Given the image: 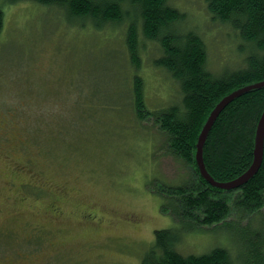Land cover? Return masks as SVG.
Returning a JSON list of instances; mask_svg holds the SVG:
<instances>
[{
    "label": "rangeland",
    "instance_id": "rangeland-1",
    "mask_svg": "<svg viewBox=\"0 0 264 264\" xmlns=\"http://www.w3.org/2000/svg\"><path fill=\"white\" fill-rule=\"evenodd\" d=\"M170 4L204 36L211 70L240 65L232 30L210 19L206 0ZM0 9V264H139L155 230L175 224L161 209L158 183L187 171L161 150L154 121L139 120L129 102L136 72L148 108L178 99L177 83L153 62L158 44L143 46L140 33L138 70L128 22L82 27L28 0H0ZM28 172L39 187L23 200ZM215 230L190 232L179 250L232 245L225 229Z\"/></svg>",
    "mask_w": 264,
    "mask_h": 264
},
{
    "label": "trees",
    "instance_id": "trees-1",
    "mask_svg": "<svg viewBox=\"0 0 264 264\" xmlns=\"http://www.w3.org/2000/svg\"><path fill=\"white\" fill-rule=\"evenodd\" d=\"M28 1L59 8L69 21L82 27L103 29L128 22L130 62L140 69L142 33L143 46L146 40L158 44L154 64L178 85L177 100L158 110L150 109L144 80L138 72L133 75L132 111L141 121H154L161 150L175 161L179 171L187 170L176 181L164 177L158 183L161 209L175 224L155 230L154 242L139 264H264V156L257 173L231 190L212 186L196 160L199 134L217 103L236 89L264 80V0H206L210 19L232 30L230 40L237 43L241 57L240 65L226 66L220 73L209 66L204 36L195 27L186 26L187 13L170 4L171 0ZM3 25L0 9V33ZM263 113L264 86L237 96L220 113L203 154L206 169L215 180L229 182L249 170ZM206 227L217 228L218 235L225 229L232 245L224 239L200 254L179 250L185 236Z\"/></svg>",
    "mask_w": 264,
    "mask_h": 264
},
{
    "label": "water",
    "instance_id": "water-1",
    "mask_svg": "<svg viewBox=\"0 0 264 264\" xmlns=\"http://www.w3.org/2000/svg\"><path fill=\"white\" fill-rule=\"evenodd\" d=\"M263 86H264V80L243 86L227 94L217 103V105L211 111L206 123L204 124L199 134L197 145H196L197 146L196 160L200 168L201 174L205 177V179L209 181V183L212 186L225 189V190L237 189L243 186L250 178H252L257 173L258 169L260 168L261 163L263 161V156H264V113L261 117V120L258 125V129H257L256 144H255V150H254V161L246 173H244L243 175H241L240 177L232 181L219 182L215 180L210 175L208 170L206 169L203 154H204V145L208 137V134L210 130L212 129L216 119L218 118L220 113L223 111V109L231 101H233V99H235L237 96L241 95L242 93L248 92L252 89L261 88Z\"/></svg>",
    "mask_w": 264,
    "mask_h": 264
},
{
    "label": "flooded vegetation",
    "instance_id": "flooded-vegetation-1",
    "mask_svg": "<svg viewBox=\"0 0 264 264\" xmlns=\"http://www.w3.org/2000/svg\"><path fill=\"white\" fill-rule=\"evenodd\" d=\"M29 179L22 182L21 183V187H22V192H21V199L23 200H27L29 199V191H33V193H35V188L39 187V182L35 181V174L33 172H28L27 173ZM10 187H16L17 183L16 182H11L9 183ZM53 208L60 213L61 209H63L62 207H57L55 204L53 205Z\"/></svg>",
    "mask_w": 264,
    "mask_h": 264
}]
</instances>
